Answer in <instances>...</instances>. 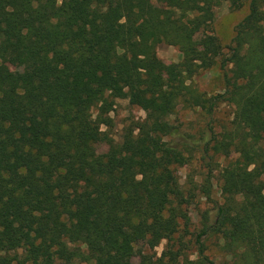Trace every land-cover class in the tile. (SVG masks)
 I'll use <instances>...</instances> for the list:
<instances>
[{"label": "trees", "instance_id": "obj_1", "mask_svg": "<svg viewBox=\"0 0 264 264\" xmlns=\"http://www.w3.org/2000/svg\"><path fill=\"white\" fill-rule=\"evenodd\" d=\"M223 3L248 8L226 53L212 29ZM160 42L178 63L159 60ZM215 66L224 90L207 98L191 80ZM116 100L145 113L118 143ZM220 105L233 119L203 154L237 157L190 260L178 234L212 171L181 185L198 145L171 118ZM209 234L220 264H264V0H0V264H216Z\"/></svg>", "mask_w": 264, "mask_h": 264}, {"label": "rangeland", "instance_id": "obj_2", "mask_svg": "<svg viewBox=\"0 0 264 264\" xmlns=\"http://www.w3.org/2000/svg\"><path fill=\"white\" fill-rule=\"evenodd\" d=\"M247 3L238 10H231L227 3H223L214 11V22L212 29L214 35L226 53V47L234 37L236 25L247 15ZM156 53L159 60L165 65L178 63L181 59L180 53L175 46L167 45L163 42L157 44ZM11 72H16L10 68ZM191 84L207 98L221 94L224 90L221 71L218 66L211 70H202L191 80ZM233 108L227 105H220L210 116L200 108H185L179 106L171 120L177 126L180 134L189 138L188 142L196 143L198 151L194 152L193 160L188 165H183L177 169V175L181 185L187 187L189 181L199 185L209 169L211 172V193L209 198L198 195L194 204L188 209L189 224L186 232L181 228L178 236L183 237L184 242L189 243L185 251L186 258L194 260L196 258L197 247L194 244V235L198 234L204 225L211 226L216 216V206L220 205V171L229 161H234L237 154L233 150H226L222 154L208 155L203 154V143L210 140L213 135L220 139L223 129L230 126L233 119ZM112 118V128L110 136L118 143L125 129L134 122L143 120L145 113L136 106H132L127 100H116L113 111L110 113ZM181 144L182 139H176ZM107 146H98V152L103 153ZM204 244L205 254L216 264L225 260V255L221 252V240L218 235L209 234L201 239ZM162 245L155 249L160 254Z\"/></svg>", "mask_w": 264, "mask_h": 264}]
</instances>
